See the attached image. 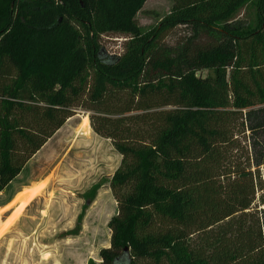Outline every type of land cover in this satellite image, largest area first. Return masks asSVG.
<instances>
[{"label": "trees", "instance_id": "16d2710c", "mask_svg": "<svg viewBox=\"0 0 264 264\" xmlns=\"http://www.w3.org/2000/svg\"><path fill=\"white\" fill-rule=\"evenodd\" d=\"M146 1L0 0V193L87 110L122 157L101 264H264V0Z\"/></svg>", "mask_w": 264, "mask_h": 264}, {"label": "rangeland", "instance_id": "374dc122", "mask_svg": "<svg viewBox=\"0 0 264 264\" xmlns=\"http://www.w3.org/2000/svg\"><path fill=\"white\" fill-rule=\"evenodd\" d=\"M172 6V0H147L137 15L140 26L151 30ZM126 40L110 34L100 44L119 55ZM76 112L6 188L45 179L17 195L21 204L0 227V264H101V249L110 247L108 222L117 214L110 179L122 157L92 130L90 112ZM11 195L3 193L0 203Z\"/></svg>", "mask_w": 264, "mask_h": 264}, {"label": "crops", "instance_id": "0c3cea01", "mask_svg": "<svg viewBox=\"0 0 264 264\" xmlns=\"http://www.w3.org/2000/svg\"><path fill=\"white\" fill-rule=\"evenodd\" d=\"M45 180V179H43ZM43 180H40V181H34L32 183H22L21 185L19 186H16L10 190H4L3 192L0 193V196L3 195V193H5V195H10L12 194L11 196H9L8 198H6L2 203H0V215H3L1 216V221H0V227L13 215V213L16 211V209L19 207V205L21 204V201H16V197L18 194L26 191V190H29L31 188H33L35 185H38L39 183H41ZM14 182L10 183L13 184ZM46 189V188H45ZM44 189V190H45ZM43 190V191H44ZM42 191V192H43ZM41 192V193H42ZM41 195V194H40ZM39 195V196H40ZM38 198V196L36 197ZM35 198V199H36ZM34 199V200H35ZM32 200L25 208L24 210L22 211L21 215L17 218V220L9 227V229L24 215V213L26 212L28 206L34 201Z\"/></svg>", "mask_w": 264, "mask_h": 264}, {"label": "bare ground", "instance_id": "6f19581e", "mask_svg": "<svg viewBox=\"0 0 264 264\" xmlns=\"http://www.w3.org/2000/svg\"><path fill=\"white\" fill-rule=\"evenodd\" d=\"M88 119H86V121H87Z\"/></svg>", "mask_w": 264, "mask_h": 264}, {"label": "water", "instance_id": "95a60500", "mask_svg": "<svg viewBox=\"0 0 264 264\" xmlns=\"http://www.w3.org/2000/svg\"><path fill=\"white\" fill-rule=\"evenodd\" d=\"M125 250H127V248Z\"/></svg>", "mask_w": 264, "mask_h": 264}]
</instances>
